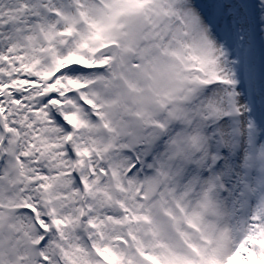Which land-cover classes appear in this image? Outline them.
<instances>
[{
	"label": "snow or ice",
	"instance_id": "snow-or-ice-1",
	"mask_svg": "<svg viewBox=\"0 0 264 264\" xmlns=\"http://www.w3.org/2000/svg\"><path fill=\"white\" fill-rule=\"evenodd\" d=\"M0 264H264V0H0Z\"/></svg>",
	"mask_w": 264,
	"mask_h": 264
}]
</instances>
